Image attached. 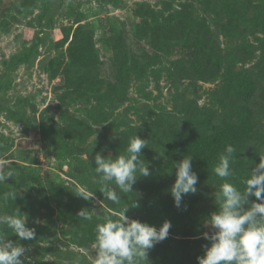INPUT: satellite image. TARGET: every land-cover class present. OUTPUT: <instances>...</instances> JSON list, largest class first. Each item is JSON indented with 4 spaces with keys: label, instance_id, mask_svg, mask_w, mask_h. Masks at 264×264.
<instances>
[{
    "label": "rangeland",
    "instance_id": "374dc122",
    "mask_svg": "<svg viewBox=\"0 0 264 264\" xmlns=\"http://www.w3.org/2000/svg\"><path fill=\"white\" fill-rule=\"evenodd\" d=\"M135 135L151 175L127 194L111 183L117 204L100 192L95 156L125 154ZM194 140L214 146L210 169L173 154ZM228 145L246 174L225 179L243 191L264 154V0H0V172H14L0 183V217L18 208L36 236L18 241L5 225L0 235L27 249L24 264H93L96 225L135 200L129 218L172 224L144 264H198ZM187 155L198 192L177 208L170 189Z\"/></svg>",
    "mask_w": 264,
    "mask_h": 264
},
{
    "label": "clouds",
    "instance_id": "9594fccd",
    "mask_svg": "<svg viewBox=\"0 0 264 264\" xmlns=\"http://www.w3.org/2000/svg\"><path fill=\"white\" fill-rule=\"evenodd\" d=\"M145 147L147 141L135 135L129 140L123 155L113 158L96 154L94 172L100 176V192L108 200L118 204L121 199L110 187L111 183L127 194L134 192L133 185L138 177L151 175L148 163L141 159ZM235 151L232 145H228L214 168L216 176L225 182L213 193L217 210L204 222V227L211 231L202 233V238L208 240L210 246H204V255L197 257L198 264H264V154L259 153V163L251 168L241 191L225 179L234 174L230 161ZM192 161L193 157L187 155L175 164L176 179L170 194L177 208L181 207L184 196L198 192V175L193 171ZM13 175L12 170L0 172V183H6ZM16 194L5 193L2 198L5 201L14 200ZM75 194L89 199L80 192ZM250 197L256 200L250 201ZM130 207L138 208L139 204L135 200L119 218L105 217L103 223L96 225L93 264H144L148 261L149 250L168 237L172 227L170 221L157 228L131 219L126 215ZM78 216L92 219L87 208L81 209ZM0 225L10 228L18 236V241L32 240L36 236L35 228L27 226V216L18 208L13 214L0 217ZM26 251L20 243L0 235V264H24L22 257H25ZM73 264H81L80 258H76Z\"/></svg>",
    "mask_w": 264,
    "mask_h": 264
},
{
    "label": "trees",
    "instance_id": "16d2710c",
    "mask_svg": "<svg viewBox=\"0 0 264 264\" xmlns=\"http://www.w3.org/2000/svg\"><path fill=\"white\" fill-rule=\"evenodd\" d=\"M58 59V58H57ZM58 65V64H57ZM56 64H54L53 66H52V68H54V67H56L57 66ZM170 78H173V77H175L173 74L172 75H170L169 76ZM247 91H249V90H247ZM248 95H249V93H248ZM243 102H244V112H246V115H247V117L249 118H252V115L254 114V112L253 111H250L249 110V104H250V98L249 97H247V96H243ZM250 115V116H249ZM230 131H232V130H230ZM190 147H187V146H185V145H183V144H173L172 145V149H173V154L174 155H183L186 151H192L193 153H195L196 155H197V157H199V159L200 160H202V161H204V165L205 166H207V168L208 169H210L213 165L211 164L213 161H212V159H213V157H212V155H213V148H214V146L213 145H210V146H208V148L207 147H204V146H200L199 144H198V142L196 141V140H194L193 142H192V144H190L189 145ZM184 147H186V149L187 150H184ZM196 150V151H195ZM237 156V155H236ZM236 173H234L232 176H230V177H228V178H230L232 181H235V179H236V177L238 176V177H240V175H245L246 173L241 169V170H237V171H235ZM211 173H213V171L211 172ZM219 179H221V178H219L218 176H216V175H214V176H212V180L211 181H217L215 184H214V186H211V189H213L215 186H217L218 185V181H219ZM230 180V181H231ZM209 197H210V194H209V192H206L205 194H200L199 196H198V198H197V200H198V204H200V205H202V204H204L203 202H206L207 201V199L209 200ZM211 201V200H210ZM214 204H215V202H214ZM214 204H213V206H214Z\"/></svg>",
    "mask_w": 264,
    "mask_h": 264
}]
</instances>
